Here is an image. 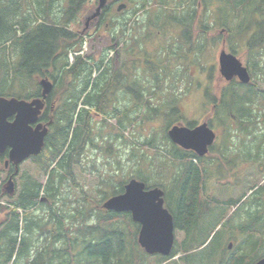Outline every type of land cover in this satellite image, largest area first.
<instances>
[{"label":"rangeland","instance_id":"1","mask_svg":"<svg viewBox=\"0 0 264 264\" xmlns=\"http://www.w3.org/2000/svg\"><path fill=\"white\" fill-rule=\"evenodd\" d=\"M5 1L0 0V4ZM157 1L158 3L155 4V0H110L107 11L105 12L104 9L102 15L87 26L86 17L99 5V0H93L87 4L86 9L76 20L66 26L67 29L85 36L82 51L70 53V61L73 62L77 55H81L85 60L98 61L106 54V63L111 62V70L104 91L112 87L113 91H116L115 104L121 109L123 117H125L124 111L133 112L129 115L133 120L144 113L145 117L144 120H137L131 126H127L124 131L125 139H114L118 134L115 128L118 119L112 118L106 125L102 121L105 116L92 113L91 121L95 124L94 144L97 147L94 148L92 145L85 147L74 161L69 174L59 168L55 170L56 174L65 176V179L63 184L57 186L58 199L54 205L46 197L43 189L40 204L22 215L23 227L26 222L24 218L28 215V218H36L38 222L46 225L47 231L42 229L35 232L31 256L24 259L21 264H31L37 252L52 250L54 244L49 230L52 227L49 208L59 210L64 216L70 238L74 236L79 238V243L76 245L75 242L73 245L78 254L81 251L82 241L81 236L77 234L78 230L85 232L87 227H99L103 229L102 231L126 233L125 237H128L126 220H132L130 214H121L125 216L114 222L112 226H105L99 222L101 214L99 211L106 213L100 209L102 204L111 197L121 194L125 185L133 179L145 183L148 188L162 189L165 192L166 207L173 213L176 214L180 207L184 206L181 200L177 202L181 194L177 191L178 187L174 182L176 175L183 172V167L174 165L173 159L167 154L165 158H157L154 150H146L143 143L155 139L157 143L163 142L162 147L165 149H171V141L163 137V130L170 122L168 114L171 107L180 108L182 113L179 115L180 120L173 121L172 127L175 125L190 127L203 122L212 126L215 123L218 107L213 98L215 96L219 99L227 86L220 79L218 62L224 39H226L227 52L236 55L249 68L254 83L253 92L258 95L261 91L264 95V44L255 52H250L247 45L251 40L252 30L242 34L229 33L230 29L235 30L239 23L229 6L224 9L229 13L225 17L227 27H222L219 21V15L222 13H215L218 10L214 0H208L207 3H204L205 0H183L181 5L178 4L180 0H165L164 3ZM60 3L61 1L58 2L55 13L59 12L60 8H64V5L60 7ZM120 3H125L127 9L118 12ZM28 6V4L24 6V13L27 18L32 19V13L29 10L25 12ZM188 11H191L190 16L194 17L193 21L180 20L181 17L183 18L182 13L186 14ZM173 16H178L176 18L178 21H172ZM15 21L13 20V23ZM186 29L190 31V39H185L183 36ZM121 33L125 36L123 37ZM22 35V32L17 33L18 37ZM10 45L11 42L6 43V38L0 39L2 66H6L7 62L15 64L20 56L21 48L16 46L11 48ZM252 59L257 63L256 66L251 62ZM86 63L91 65L89 61ZM128 63L129 66L132 65L129 67ZM249 65L254 66L255 72H251ZM115 66L119 72L122 70L123 75L114 74ZM98 73L100 74L94 72L93 78ZM117 76L119 79L113 85ZM15 86H24L26 94L37 92L39 78L26 80L20 76L15 81ZM138 89L141 91V104H139ZM207 90H210L209 96L206 95ZM238 92L244 93L239 90ZM256 97L253 96L252 102L245 105L254 116L256 115L252 119L254 126L248 125V129L255 130L254 135L260 137L258 140L254 139L253 145L251 142L254 137L250 134H235L233 128L232 135L225 138L221 133V127L217 131L222 140L219 152L224 158L247 156L243 162L233 159V163L238 164L234 169L227 165V171L235 170L240 176L234 177V180L231 176L227 179L224 177L225 181L213 184L215 182L213 177L218 174L214 172L211 155L204 160L205 163L201 164L200 170L205 192L212 191L211 197L216 199L206 198L205 192L202 194L200 208L197 211L201 214L200 226L190 234L186 229L176 230L179 254L168 261V264H185L180 257L185 254V249L193 248L190 247V238L195 234V242L205 245L203 247L201 245L190 257L189 260L193 264H230L229 261L238 252L247 254L246 262L249 264H255L264 258V99L261 96L258 99ZM67 98L69 96L65 99L62 96L60 104L63 105ZM82 106L80 105L78 110ZM157 108L159 109L157 112L150 111ZM223 111L221 110V115L226 114ZM229 116L234 118V111ZM76 126L74 124V127ZM259 142H262L263 146L262 155L256 148ZM109 144L112 145L111 148ZM217 149L214 148L213 153H216ZM145 161L147 163L143 164ZM40 162L42 166L43 163ZM41 166L34 158L22 163L20 166L22 182L20 188L16 186V191L12 194L7 191V184L1 185L0 231L10 221V210H12L10 206L19 198L24 177L46 184L48 175L42 171ZM54 168H57L56 164L52 165L51 170ZM181 183L183 184L182 180ZM18 213L21 214L20 211ZM80 213H84L81 219ZM254 217H261L255 225H253L254 221L251 222ZM137 226L140 229V226ZM249 226L253 228L247 229ZM253 239H259L261 243V246L254 251L250 247ZM229 242L234 243L231 250L228 249ZM55 247L67 249V243L61 241ZM161 259L160 256L147 254L142 264H160Z\"/></svg>","mask_w":264,"mask_h":264},{"label":"trees","instance_id":"2","mask_svg":"<svg viewBox=\"0 0 264 264\" xmlns=\"http://www.w3.org/2000/svg\"><path fill=\"white\" fill-rule=\"evenodd\" d=\"M59 1H61V6H59L62 7L64 5V8H60V11L55 13ZM90 1L93 0H6L0 4V39L6 38V43L11 42V48L15 46L21 48L20 56L15 64L7 62L6 66L0 65V97H13L21 100L37 98L40 88H38L37 92L26 94L24 86H15V81L20 76H23L26 80H34V78L38 77L40 79H49L53 82L54 88L49 98L50 101L55 99L54 102H56V107L52 113L50 112L52 114L51 121H49L46 114L42 117V120L49 123V134L43 153L39 157L34 158L40 166V161H42L41 169L48 175L47 182L44 185L24 177V184H22L19 198L10 206L12 207V210H10V221L0 231V264H21L24 259L31 256L35 232L42 229L46 230L47 226L38 222L36 218L30 219L26 215V222L23 227L21 224L22 215L40 204L43 189L46 192V197L54 205V202L58 199L59 190L57 186L58 184H63L65 179V176L56 174L55 170L59 168L69 174L74 161L85 147L88 145H92L94 148L97 147L94 144L93 130L95 124L91 121L92 113L105 116L102 121L106 125L110 119H118V124L115 126L118 134L115 135L114 139H125L124 131L127 126H131L137 120H144L145 113L141 114V116L138 115L133 120V117L129 116L133 112L124 111L125 117H123L121 109L115 104L116 91H113V87L104 91V86L108 81V74L111 70V62L106 63V54L101 56L98 61L94 59L92 61L85 60L81 55H77L73 62L69 59L70 53L82 51L85 36L67 29L66 26L77 19ZM159 1L164 3L165 0ZM182 1L180 0L178 4H183ZM207 1L205 0L204 3H207ZM155 2V4L158 3L157 0ZM214 2H216L218 10L215 13H222L219 15L220 20L218 18L222 27H227L225 17L229 13L224 10L227 6L233 11L232 14L235 20L239 22L235 30L230 29V34H242L252 30L251 40L247 45L250 52H255L257 48L264 44V0H214ZM26 4L29 6L25 12L29 10L32 13L31 16H33L32 19L25 16L24 6ZM108 8L109 6L104 11L106 12ZM190 13L191 11L186 14L182 13L183 18L180 16V20L192 22L194 17L190 16ZM177 17L173 16L171 20L178 21ZM13 20L16 21L13 23ZM16 32H22L23 35L18 37ZM122 36L124 37L125 35L122 34ZM183 36L185 39H190V31L186 29ZM87 61L91 65L87 64ZM254 61V59L251 60L256 66L257 63ZM130 63H128V66ZM116 66L113 69L114 74L123 75L122 70H120V73ZM249 67L251 72H255L254 66L249 65ZM94 72H100V74L98 73L93 78ZM118 79L119 76L116 77L113 85ZM226 85L221 94L222 96L219 99H216L215 96L213 98L218 107L215 121H220L223 137L231 136L234 128L235 134L245 133L252 135L254 137L252 144L255 141L254 139L258 140L260 137L254 135L255 130L251 131L248 129V125L254 126L252 119L256 115L254 116L245 105L252 102L253 96H257L256 99L260 98V96L264 99L263 92L259 91L258 95L253 92V79L248 85L236 80ZM238 90L244 93L239 94ZM138 94L139 104H141V91L139 89ZM206 95H210V90H207ZM62 96L64 99L69 96L62 103L63 105L60 104ZM80 105L83 106L78 110ZM169 110L170 112L167 114L170 117V122L163 130V137L167 141H169L167 137L169 128H172V123H174L175 119L180 120L179 115L182 114L178 107H171ZM221 110H224L223 112L226 114L221 115ZM150 111L157 112L159 109ZM232 111L235 113L234 118L229 116ZM74 124L77 126L74 127ZM190 127H193V125H190ZM129 141L131 143V140ZM143 145L146 150H154L157 158H165L167 154L173 159L174 165H181L183 169L188 168L185 173L182 172L174 178V182L178 187L176 189L181 194L177 202L180 198L186 197L187 201L183 202L181 200V204H185L187 207H180L176 214L170 208L168 209H170L169 211L174 217L176 230L186 229L188 234L192 233L195 228L198 230L201 214L197 211L200 208V185L203 181L197 165H201L205 161L194 153H188L174 144H171L170 150L165 149V147H162L164 145L163 142L157 143L155 139L145 142ZM111 146L109 144V148ZM104 148L106 149V147ZM256 148L259 154L262 155V142L257 143ZM144 163H147V161ZM54 164H56L57 168L51 170ZM122 192H124V189H122ZM258 204H260V201ZM49 209V219L52 224L49 230L54 245L52 250L45 249L37 252L31 264H142L147 258V254L141 249L137 241L138 226L130 219L126 220L127 238L125 237L126 233L102 231L103 229L99 227L100 230L97 227H87L85 232L78 230L77 234L81 236L82 241L81 251L76 254L73 245H75V242L76 245L79 243V238L77 236H74L75 239L70 238L69 228L65 224L64 216L55 208ZM184 209H186V216L183 214ZM18 211H21V214ZM99 212L101 213L99 222L105 226H112L114 222L125 216L110 212ZM83 214L80 213V219ZM184 219L185 221H183ZM260 219L261 217H254L251 222L254 221L253 225H255ZM252 226L247 227V229H252ZM195 236L190 238V247H193V250L185 249V254L180 257L185 264H193L189 259L195 250L202 245L195 242ZM255 239L250 243L253 251L261 246L259 239ZM61 241H66L67 249L55 247ZM177 250L178 246L175 244L170 257H162V263L160 264H168V261L179 254ZM246 260H248L247 254L238 252L229 263L249 264Z\"/></svg>","mask_w":264,"mask_h":264},{"label":"water","instance_id":"3","mask_svg":"<svg viewBox=\"0 0 264 264\" xmlns=\"http://www.w3.org/2000/svg\"><path fill=\"white\" fill-rule=\"evenodd\" d=\"M108 1L99 0L97 9L86 18L87 26L101 16ZM126 8L127 5L122 3L117 11ZM219 72L227 82L235 78L242 84L251 82L248 68L235 55L226 52L225 43L219 55ZM40 85L42 99L27 102L0 97V153L10 148L9 159L17 167L30 157L39 156L45 146L47 126L39 123L34 128L33 125L38 122L45 108V100L52 92L53 84L45 79L40 81ZM11 117H15L13 122L8 121ZM168 137L173 144L204 157L214 144L216 133L204 122L195 128L176 125L168 131ZM12 191L10 187L9 192ZM102 208L118 214H131L132 220L140 225L138 244L146 254L162 257L171 255L176 242V229L173 215L165 208L162 189L148 190L143 182L133 179L126 185L123 194L111 197ZM256 264H264V259Z\"/></svg>","mask_w":264,"mask_h":264},{"label":"flooded vegetation","instance_id":"4","mask_svg":"<svg viewBox=\"0 0 264 264\" xmlns=\"http://www.w3.org/2000/svg\"><path fill=\"white\" fill-rule=\"evenodd\" d=\"M221 81L224 82L225 79L221 78ZM39 88H40V85H39ZM41 93H42V91L40 90V93L38 94L37 99L41 98ZM45 102H46L45 103L46 107H45L44 111L42 112V115L39 117V122H42L44 124L48 123V122L42 120L43 115L46 114V116L49 118V121H51L50 112L52 110V106H51L52 102L50 101L49 97L46 98ZM215 107H216V105L213 106V109H215ZM47 109L49 110V112H48ZM14 120H15V117H11V118L8 119L9 122H13ZM215 123L212 124V126L209 125V127L216 132V136H217L216 140H215L214 144L209 148V153L206 156H204V157H199L202 160H207V158H209L210 155H211L210 159H212V161H213L214 172L216 174H218L217 176L213 177V179H214L213 181H215L213 184H217V183H219L221 181L222 182L225 181V179H227L228 176H231L233 180H234V177L238 178L240 175H237V172L235 170L230 172L231 169H234L235 165H238V164H234L233 163V159H238V162H241V161L243 162V160L247 159L246 155H243L242 157H240L239 155H238L239 157L238 156H234L231 159L224 158V156L221 155V153L219 152V148H220V146L222 144V140H221L220 134L217 133V131H218L219 127H220V121L216 120ZM196 126H194V127H196ZM33 127H36V125H34ZM220 141H221V143H220ZM214 148H216V149L218 148L216 153H213V151H212ZM221 148H223V147H221ZM226 151H228V150H226ZM187 152L189 153V151H187ZM9 156H10V148H7L3 153H0V180L2 181L3 185H5V184L8 185V187H7L8 190H9L10 187H12L13 192H15L16 191V186L20 188V183L22 182V176H21L22 173L20 172V166H21L22 163L18 167L15 166L14 163H12L10 161ZM195 162L198 163V161H196V160H195ZM227 165L229 167L230 166L232 167V168L230 167L231 169L229 171H227ZM197 166H199V169L201 168V165H197ZM187 169H184L183 172L185 173V171ZM224 170H226V171H224ZM200 176H201V178L203 176L202 173H201V170H200ZM224 177H225V179H224ZM202 181H203V179H202ZM204 192H205V184H204V181H203V183L200 185V198H201V196H202V194ZM210 192H212V191H208V192L206 191L205 192V194H206L205 197L206 198L216 199L215 197H211V196H213V193H210ZM180 200H183V202H186L187 198L186 197L185 198L182 197V198H180ZM239 203L240 202H238L237 205H239ZM217 204H219V203H217ZM184 206H185L184 208L187 207V205H185V204H184ZM183 214L186 216V209H184ZM240 229H238V230H240ZM229 246H232V248H233L234 243L233 242H229L228 249H229Z\"/></svg>","mask_w":264,"mask_h":264},{"label":"bare ground","instance_id":"5","mask_svg":"<svg viewBox=\"0 0 264 264\" xmlns=\"http://www.w3.org/2000/svg\"><path fill=\"white\" fill-rule=\"evenodd\" d=\"M12 46V43H11V45H10V47ZM37 185V184H36ZM28 192V191H27ZM192 222V221H191ZM183 244V243H182Z\"/></svg>","mask_w":264,"mask_h":264}]
</instances>
